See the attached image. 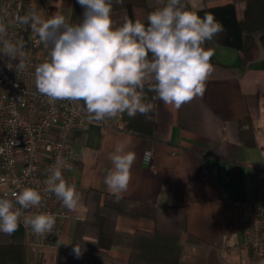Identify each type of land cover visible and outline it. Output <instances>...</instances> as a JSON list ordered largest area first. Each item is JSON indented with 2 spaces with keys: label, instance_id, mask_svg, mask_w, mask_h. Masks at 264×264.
Listing matches in <instances>:
<instances>
[{
  "label": "crops",
  "instance_id": "1",
  "mask_svg": "<svg viewBox=\"0 0 264 264\" xmlns=\"http://www.w3.org/2000/svg\"><path fill=\"white\" fill-rule=\"evenodd\" d=\"M233 1L184 0L192 11ZM247 1L235 2L239 19ZM146 2L156 5V0ZM41 5L39 14L45 18L53 14L70 18L71 0H41ZM211 50L214 71L204 95L178 110L156 100L153 138L125 131L122 127L129 116L124 113L103 125H92L74 139L78 159L69 173L81 202L77 209H67L71 218L63 223L60 248L71 246L75 217L86 218L87 190L110 193L104 183L111 167L109 153L124 143L136 153V160L122 196L167 213L155 219L118 216L115 230L124 242L111 246L110 259L101 264H232L239 254H245L244 264H264L249 257L238 220L239 203H254L264 191V28L248 51L221 44ZM237 120L250 121L255 145L224 134L223 124ZM187 233L205 246L188 243ZM5 235L10 243L24 244L21 226ZM54 252L44 254V264H51Z\"/></svg>",
  "mask_w": 264,
  "mask_h": 264
},
{
  "label": "clouds",
  "instance_id": "2",
  "mask_svg": "<svg viewBox=\"0 0 264 264\" xmlns=\"http://www.w3.org/2000/svg\"><path fill=\"white\" fill-rule=\"evenodd\" d=\"M77 3L84 9L79 23H71L61 14L45 18L34 9L14 18L17 27L30 26L48 49L47 59L35 67L34 83L50 103L83 101L86 119L100 123L124 113L150 119L156 100L178 110L204 95L214 71L213 52L205 44L224 30L213 14L201 17L187 9L183 0H156L158 6L147 15V23L124 17L117 25L112 19L113 4L123 0ZM8 28L5 16L0 15V54L10 61L18 59L14 67L20 72L26 67L24 44L9 39ZM147 93L154 95L148 99ZM109 160L104 183L118 202L131 181L136 153L118 143ZM66 163L57 157L48 169L44 190L54 194L63 207L75 210L81 194L63 176ZM17 187L18 191L0 196V233L17 231L22 216L24 225L34 233H52L54 214L23 211L39 206L41 193L32 187ZM74 251L79 255L78 245Z\"/></svg>",
  "mask_w": 264,
  "mask_h": 264
},
{
  "label": "built area",
  "instance_id": "3",
  "mask_svg": "<svg viewBox=\"0 0 264 264\" xmlns=\"http://www.w3.org/2000/svg\"><path fill=\"white\" fill-rule=\"evenodd\" d=\"M33 9L38 13L42 11L41 0H0V15H4L9 23L8 38L13 42L21 41L26 56L25 69L16 72L14 65L18 59L10 61L0 54V148L4 149L0 153V196L18 191V185L35 188L41 193V203L23 210L25 214L48 212L56 216L52 233L43 235L26 227L21 217L20 226L29 250L30 264H34L39 254L59 248L63 223L71 218L56 196L44 190L48 169L58 156L61 157L67 162L63 176L74 185L69 173L73 162L78 159L73 149L74 139L92 125L104 124V121L95 123L86 119L82 111L83 101L50 103L46 96L36 91L34 70L47 59L48 49L30 26L17 27L14 22L17 14L23 16ZM238 210L244 244L252 248L255 257L264 259V191L254 203H239Z\"/></svg>",
  "mask_w": 264,
  "mask_h": 264
},
{
  "label": "trees",
  "instance_id": "4",
  "mask_svg": "<svg viewBox=\"0 0 264 264\" xmlns=\"http://www.w3.org/2000/svg\"><path fill=\"white\" fill-rule=\"evenodd\" d=\"M71 1L69 22L79 23L84 9L77 0ZM236 1L239 0L195 11L201 17L205 13L213 14L224 29L212 41L206 42V48L213 49L215 45L221 44L239 51H248L254 46L257 33L264 28V0H248L241 19L237 17ZM183 3L187 9L191 10L184 0ZM157 6V4L148 5L146 0H123L122 4H113L112 19L117 25L123 22L124 17L133 21L140 19L147 23V15ZM153 95V93H147L148 99H151ZM149 116L150 119L140 114L134 118L129 117L122 128L143 138H153L156 131L154 111ZM229 126H232L234 130L227 131ZM222 127L224 134L226 133L237 142L249 146L255 145L253 126L249 120L225 123ZM85 203L87 215L84 220L76 221L70 248L59 247L52 256L51 264H101L103 260L110 259L107 250L111 246L124 242L121 237L123 235L115 230V221L118 216L155 219L164 217L167 213L158 211L150 203L124 196L117 202L111 193L94 188L87 190ZM183 229H185L184 225ZM186 240L192 245L205 246L203 240L190 233H187ZM77 245L80 248L79 255L74 251ZM28 251L25 244L10 243L6 235L0 233V264H30ZM247 251L251 259L264 260L255 257L251 247L248 246ZM132 252H135V249ZM34 264H44V255L39 254L34 259Z\"/></svg>",
  "mask_w": 264,
  "mask_h": 264
},
{
  "label": "rangeland",
  "instance_id": "5",
  "mask_svg": "<svg viewBox=\"0 0 264 264\" xmlns=\"http://www.w3.org/2000/svg\"><path fill=\"white\" fill-rule=\"evenodd\" d=\"M261 139L264 141V133H261ZM245 254H239L234 260L231 261L232 264H244L245 263Z\"/></svg>",
  "mask_w": 264,
  "mask_h": 264
}]
</instances>
